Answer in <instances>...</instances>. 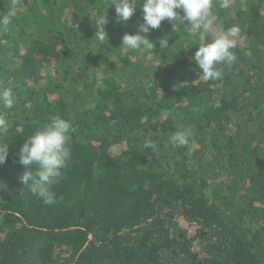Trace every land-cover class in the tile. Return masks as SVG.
Listing matches in <instances>:
<instances>
[{
  "label": "trees",
  "instance_id": "obj_1",
  "mask_svg": "<svg viewBox=\"0 0 264 264\" xmlns=\"http://www.w3.org/2000/svg\"><path fill=\"white\" fill-rule=\"evenodd\" d=\"M111 3L0 0V17L16 13L0 26V88L16 97L0 106V264H264V0H214L207 39L241 29L214 81L187 21L140 33L151 55L132 51L122 37L144 25L143 0L127 21ZM54 116L71 126L72 163L46 205L18 161ZM178 129L192 136L173 147Z\"/></svg>",
  "mask_w": 264,
  "mask_h": 264
},
{
  "label": "clouds",
  "instance_id": "obj_2",
  "mask_svg": "<svg viewBox=\"0 0 264 264\" xmlns=\"http://www.w3.org/2000/svg\"><path fill=\"white\" fill-rule=\"evenodd\" d=\"M213 2L214 0H143L144 25L140 26L137 34L125 33L122 37V45L128 50L151 55L154 43L140 33H148L150 29L159 28L165 19L171 22L179 19L181 24L187 21L188 35L198 37L199 41L192 59L196 62L205 81L218 80L223 71L218 65L224 64L230 67L237 59L232 50L237 47L241 29L237 25L224 29L221 25L211 40H208V32L218 19L212 11ZM111 4L115 5L119 19L124 21H127L135 11L129 0H112ZM219 6L228 9L231 7V0H220ZM177 10H182L183 15L181 16ZM15 15L14 10L8 11L6 15L0 17V26L6 29ZM99 39L106 40L103 27ZM159 44L161 48H166L168 39H160ZM15 100L16 97L11 88H0V106L10 109ZM70 127L69 122L60 116L51 117L48 123L25 140L19 151L18 162L22 166H35L32 171H26L23 174L22 182L46 205L56 203V194L52 187L59 182L63 171L70 168L72 163ZM7 128L8 121L5 115L0 113V133ZM191 136L190 129H178L170 135L169 142L173 147L185 146L189 143ZM144 147L152 149L155 144L148 140L145 141ZM7 156L8 144H0V165L5 163Z\"/></svg>",
  "mask_w": 264,
  "mask_h": 264
}]
</instances>
